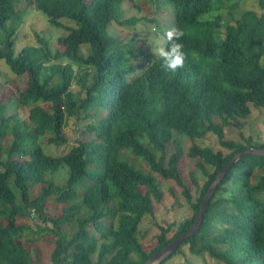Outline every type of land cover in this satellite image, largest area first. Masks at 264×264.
Returning <instances> with one entry per match:
<instances>
[{
    "label": "trees",
    "instance_id": "trees-1",
    "mask_svg": "<svg viewBox=\"0 0 264 264\" xmlns=\"http://www.w3.org/2000/svg\"><path fill=\"white\" fill-rule=\"evenodd\" d=\"M124 1L30 0L49 27L60 29L61 47L54 52L40 37L39 46L17 52L22 13L16 0H0V60L26 77L15 93H3L0 82V264H33L21 238L26 229L55 237L46 264H144L193 226L208 188L236 153L264 148L251 138L225 139L234 120L264 106V10H245L231 22L244 0H150L156 12L162 5L173 10L174 27L185 33L187 58L173 73L151 47L137 49L111 32L114 20L131 28L142 23L136 16L121 21ZM20 105L30 109L28 119L17 118ZM70 119L83 137L59 155L49 153L41 139L68 143ZM209 134L227 152L197 142ZM177 135L191 139L187 154L204 175L202 184L195 182L197 196L179 170L184 150ZM123 151L142 159L148 171L124 159ZM63 169L61 184L55 178ZM156 174L181 187L191 215L153 221L159 231L147 249L141 225L163 199ZM49 199L63 205L61 214L49 212ZM32 210L35 224H19ZM183 247L218 264H264V155L231 165L200 229L161 264Z\"/></svg>",
    "mask_w": 264,
    "mask_h": 264
},
{
    "label": "rangeland",
    "instance_id": "rangeland-1",
    "mask_svg": "<svg viewBox=\"0 0 264 264\" xmlns=\"http://www.w3.org/2000/svg\"><path fill=\"white\" fill-rule=\"evenodd\" d=\"M162 0L161 2H164ZM150 0H125L122 9L123 13L121 21L128 20L132 16H136L141 20V24L137 27L131 28L128 24L113 21L110 26L111 32L122 38L124 41L129 42L130 45H135L137 49H146L151 47L152 50L159 49L158 45L164 47L165 43V29L174 27V14L166 5H162L161 9L157 12L154 7L149 3ZM151 6V7H150ZM16 8L22 13L19 21L15 24L16 27V50L17 52L24 46H39L40 37H44L49 42L51 49L55 52L60 49L58 42L60 29H53L49 27L43 17L36 11L34 4L30 0H16ZM256 10L261 13L264 10V5L259 0H244L242 5L233 10V18L237 19L245 10ZM143 17L151 18L153 21L142 20ZM231 17V16H230ZM129 26V27H128ZM161 26V30H160ZM3 33L0 32V40L3 39ZM150 39V40H149ZM158 47V48H157ZM62 50V49H61ZM84 50H87L84 47ZM134 55V54H133ZM0 82L2 92L8 94L15 93L18 89H22L26 85L25 76L15 75L10 67L0 60ZM72 90L76 92L79 90L77 84L72 85ZM17 118L28 119L29 108L19 106L17 108ZM65 134L70 138L68 143L62 145L48 144L47 138L41 139V143L46 150L53 154L59 155L69 149L76 141L82 138L79 126L74 119L68 121L64 130ZM180 143L182 144L184 154L179 162V170L182 179L185 183L189 184L192 189L193 195L197 196L199 193V186L204 182V175L200 169L197 168L196 159L188 156L187 152L191 146V139L185 135H177ZM245 138H251L253 144H264V106L252 107L251 113L246 118H237L231 125L225 128V139L232 141H239L246 143ZM7 138L4 146L8 147L10 142ZM200 145L209 146L214 150L227 152L217 141L215 134H209L205 138L197 141ZM174 151L173 144H169L168 154ZM122 157L131 162L135 167L144 171H148L146 163L139 158H136L130 151H123ZM66 167V166H65ZM67 172L63 169L55 178L58 183L63 184L66 181ZM157 181L163 193V199L160 203L155 202V214L148 216L141 225V229L147 231L143 242L147 249L152 246L151 240L153 236L158 233V229L153 221L159 223H172L180 222L186 216L191 215V209L188 207L182 195L181 187L170 179H164L161 175L156 174ZM194 177V178H193ZM197 182L198 185H195ZM200 183V184H199ZM18 195V202L22 203L20 191L14 186ZM41 190V185L37 186L33 193L37 194ZM49 212L53 214H61L63 205L57 203L54 199H49L46 203ZM35 214L19 219V224L33 225L35 224ZM39 229V228H38ZM22 242L25 247L30 251V260L33 264H46L50 262L51 253L55 247V237L53 234L46 231L40 233H33L31 230H24L22 233ZM204 261L206 263H204ZM165 264H218L216 259L204 255L202 257L191 255L187 247H183L181 252L173 256Z\"/></svg>",
    "mask_w": 264,
    "mask_h": 264
},
{
    "label": "water",
    "instance_id": "water-1",
    "mask_svg": "<svg viewBox=\"0 0 264 264\" xmlns=\"http://www.w3.org/2000/svg\"><path fill=\"white\" fill-rule=\"evenodd\" d=\"M256 154V155H264V148H254L249 147L241 152L235 154V156L231 159V161L218 173L216 179L212 182L208 191L204 197V200L200 206L199 212L196 216V219L193 223V226L177 239L169 243L167 246L163 247L161 250L154 253L149 259L145 261L144 264H161L167 257H169L183 242V240L189 236L194 235L201 227L202 221L204 219L205 212L207 207L211 201L212 196L214 195L217 187L221 181V179L228 172L231 165L235 164V162L241 158L242 156Z\"/></svg>",
    "mask_w": 264,
    "mask_h": 264
},
{
    "label": "clouds",
    "instance_id": "clouds-1",
    "mask_svg": "<svg viewBox=\"0 0 264 264\" xmlns=\"http://www.w3.org/2000/svg\"><path fill=\"white\" fill-rule=\"evenodd\" d=\"M184 35L182 28L171 27L165 32L168 47H160L153 50L155 57L162 61L161 67L165 71L174 73L184 67L187 58L184 45L181 42Z\"/></svg>",
    "mask_w": 264,
    "mask_h": 264
}]
</instances>
